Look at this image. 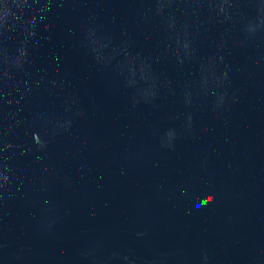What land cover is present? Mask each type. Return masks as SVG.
<instances>
[{
  "label": "water",
  "instance_id": "95a60500",
  "mask_svg": "<svg viewBox=\"0 0 264 264\" xmlns=\"http://www.w3.org/2000/svg\"><path fill=\"white\" fill-rule=\"evenodd\" d=\"M0 264H264V0H188L0 170Z\"/></svg>",
  "mask_w": 264,
  "mask_h": 264
}]
</instances>
